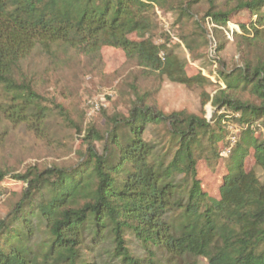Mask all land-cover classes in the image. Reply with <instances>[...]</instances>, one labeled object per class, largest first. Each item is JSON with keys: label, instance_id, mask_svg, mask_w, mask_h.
Segmentation results:
<instances>
[{"label": "trees", "instance_id": "1", "mask_svg": "<svg viewBox=\"0 0 264 264\" xmlns=\"http://www.w3.org/2000/svg\"><path fill=\"white\" fill-rule=\"evenodd\" d=\"M200 1L0 0V119L39 130L49 108L23 62L33 52L54 56L57 48L91 60L102 47L120 48L163 79L219 84L202 101L213 109L210 118L164 112L153 92L135 93L126 114L106 118L103 132L78 125L85 149L75 164L0 169V182L9 175L24 184L0 219V264H264V56L252 65L242 53L240 65L225 71L215 40L216 31L237 35L227 24L235 11H246L250 21L240 25V36L261 43L264 0H207L197 23L216 75L211 81L185 74L166 43L172 34L160 44L128 36L149 30L160 11L189 18ZM244 92L255 100L243 99ZM250 153L262 180L244 166ZM219 158L227 164L213 197L203 188L200 161Z\"/></svg>", "mask_w": 264, "mask_h": 264}, {"label": "rangeland", "instance_id": "2", "mask_svg": "<svg viewBox=\"0 0 264 264\" xmlns=\"http://www.w3.org/2000/svg\"><path fill=\"white\" fill-rule=\"evenodd\" d=\"M233 5V1L228 4ZM208 6V1L202 0L192 6L191 17L180 20L176 12L160 11L149 19V30L136 29L128 36L137 41L145 39L160 44L166 42L169 38L167 36L172 34L173 39L166 43L173 50L174 56L184 62L185 74L190 76L201 73L211 81L216 79V75L212 73L213 66L207 56L206 35L197 23ZM251 19L254 20L255 16ZM249 21L250 16L246 11H235L227 25L235 28L237 35L228 37L222 30L216 31L215 40L223 46L218 53V68L227 71L240 65L242 53L243 58L252 65L263 58L264 33L259 44L243 41L240 36V25H248ZM262 21L257 25L264 28V19ZM239 43L242 44V52ZM159 55L162 56V53ZM23 68L35 71L34 88L42 96L49 113L39 130L31 129L27 124H14L4 118L0 119V169L10 173H21L29 166L43 168L75 164L79 153L85 149L82 143L84 132H78V125L81 129L93 127L103 132L106 118L115 113L126 114L135 93L141 95L153 92L152 100L164 112L184 109L192 113L203 112L205 117L210 118L213 109L209 102L202 105V101L206 94L212 95L219 87V84L213 82L187 87L163 79L155 71L138 67L126 57L122 49L113 47H102L95 60L63 48H57L55 55L48 57L33 52L23 62ZM241 97L255 100L248 92L242 93ZM100 98H103L102 106L98 112L88 116V99L98 102ZM59 107H62L71 122L61 116ZM263 131H260L261 135ZM94 144L100 147L101 142L95 141ZM227 153L226 149L221 151L222 156ZM226 164L225 158H219L211 165L200 161L203 188L213 197L217 196V186ZM244 166L246 169L253 168L258 177L263 179V172L254 165L251 153L245 158ZM23 187V183L13 180L9 175L0 182V219L19 198ZM199 262L203 263L201 259Z\"/></svg>", "mask_w": 264, "mask_h": 264}, {"label": "built area", "instance_id": "3", "mask_svg": "<svg viewBox=\"0 0 264 264\" xmlns=\"http://www.w3.org/2000/svg\"><path fill=\"white\" fill-rule=\"evenodd\" d=\"M103 102V98H100L97 101H95V99H88L87 101V106H88V111H87V115H93L94 113L98 112V110L100 109V107L102 106ZM231 142H234V136L231 137Z\"/></svg>", "mask_w": 264, "mask_h": 264}]
</instances>
